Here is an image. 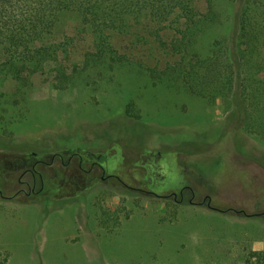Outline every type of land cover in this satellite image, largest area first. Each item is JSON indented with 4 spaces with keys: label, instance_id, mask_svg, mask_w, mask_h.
<instances>
[{
    "label": "rangeland",
    "instance_id": "374dc122",
    "mask_svg": "<svg viewBox=\"0 0 264 264\" xmlns=\"http://www.w3.org/2000/svg\"><path fill=\"white\" fill-rule=\"evenodd\" d=\"M76 23L57 26L56 58L16 54L1 73L0 264H244L264 250L256 118L239 126L228 97L172 83L153 55L141 71L89 62V34L67 41ZM53 153L33 190L19 181ZM94 161L108 178L85 172Z\"/></svg>",
    "mask_w": 264,
    "mask_h": 264
},
{
    "label": "trees",
    "instance_id": "16d2710c",
    "mask_svg": "<svg viewBox=\"0 0 264 264\" xmlns=\"http://www.w3.org/2000/svg\"><path fill=\"white\" fill-rule=\"evenodd\" d=\"M68 17L78 37L67 41L90 35L89 62L141 71L153 55L160 75L213 88L233 103L239 126L252 115L264 133V0H0V77L18 64L13 55L32 68L46 52L56 58L67 33L57 26ZM244 264H264V250Z\"/></svg>",
    "mask_w": 264,
    "mask_h": 264
},
{
    "label": "flooded vegetation",
    "instance_id": "af4514ba",
    "mask_svg": "<svg viewBox=\"0 0 264 264\" xmlns=\"http://www.w3.org/2000/svg\"><path fill=\"white\" fill-rule=\"evenodd\" d=\"M57 155H58L59 159L62 160V157L60 156L59 153H53L52 156H51V158H50V161H49V162H45V161H42V160H36V161L31 165L30 168L27 167V168H25V169L21 172L20 177H22V176H23L24 174H26V173H29V174H30L31 183H30L29 181H27V180H22L21 178H19V181H20V182H26L28 185H32V187H31L30 189L33 190V185H34L35 182H36V176H35L36 173L39 175V180H40V183H41V175H40V173H38V172L36 171V169H35V165H36L37 163H45V164L48 163V164H49V163H51V162L54 160V157L57 156ZM76 155H77V157H78V165L81 167V163H82L81 156H80L79 154H76ZM72 156H73V155H72ZM72 156H70L69 159H70ZM95 163H96V162L94 161V162H92V163L89 165L88 168H84L85 172L90 174V172H92L93 167H94L95 165H97V167H100V169H101V171H102V174H100V175L98 176L99 179L102 180V179H104V178H108L110 175H103V168H102L101 166H99L98 164H95ZM93 177H95L94 174H93L92 176H90L89 178L92 179ZM186 188L190 189L191 195H190V200H189V201H192V198H193V196H194V191H193V189H191V188H190L189 186H187V185L184 186V187L180 190V192H179V194H180V198H182V196H183V191H184ZM173 196L175 197L176 195L173 193Z\"/></svg>",
    "mask_w": 264,
    "mask_h": 264
}]
</instances>
